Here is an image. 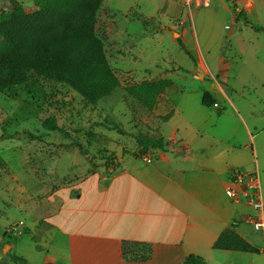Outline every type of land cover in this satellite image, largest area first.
<instances>
[{"label": "rangeland", "instance_id": "obj_1", "mask_svg": "<svg viewBox=\"0 0 264 264\" xmlns=\"http://www.w3.org/2000/svg\"><path fill=\"white\" fill-rule=\"evenodd\" d=\"M204 1L104 0L97 12L96 32L121 87L97 106L86 104L65 85L41 79L29 78L0 92V238L4 242L0 241V264H15L11 256L23 257L19 247L40 245L46 252L39 231L29 224L34 216L43 220L52 210L54 216L47 222L57 225L69 215L70 211L58 212L66 207L72 209L74 218L81 217L83 213L77 214L75 209H85L90 202L76 199L73 190L84 193L87 189L91 194V187L102 182L98 183L97 175L85 181L79 178L111 170L115 162L107 161L112 157H120L118 163H122L132 154L141 158L147 153L138 152L133 138L145 130L140 117L134 120L136 128L130 129L135 101L124 92L125 86L168 79L173 86L166 96H189L196 120L215 109L200 106L201 93L210 84L206 65L214 73L218 65L227 70L224 86L232 92L234 102L248 100L237 98L235 92H264V36L260 34L256 40L241 24L245 18L240 11L239 20H233L234 0H210L209 7ZM14 5L28 12L35 10L33 0H0V21L10 16ZM135 113L139 115V111ZM50 117L69 137L42 128L41 122ZM172 128L174 124L159 121L151 137L167 139ZM120 147L123 157L116 154ZM58 188L68 189L51 196ZM64 191L72 192L66 201ZM19 222L23 224L21 236L11 231ZM6 242L19 247L10 251Z\"/></svg>", "mask_w": 264, "mask_h": 264}, {"label": "crops", "instance_id": "obj_2", "mask_svg": "<svg viewBox=\"0 0 264 264\" xmlns=\"http://www.w3.org/2000/svg\"><path fill=\"white\" fill-rule=\"evenodd\" d=\"M234 2L233 20L238 21L237 14L242 11L245 20L241 24L256 40L258 35L264 36V31L255 32L252 28L264 29V0ZM205 73L210 84L201 95L208 93L214 101L213 111L196 120L189 96L180 95L181 92L178 98L166 96L173 84L163 91L151 111L135 101V110H128L132 114L130 129L136 128L134 120L138 117L145 129L138 134L148 137L157 122L174 124L167 139L159 136L168 142V147L149 148L141 158L132 154L122 163H118V157L111 170L94 171L79 178L85 181L97 175L98 183L102 182L91 187V194L87 189L84 193L73 190L76 199L90 202L85 209H75L83 217L74 218L72 209L66 207H60L58 212L63 215L70 211L69 215L57 225L47 222L54 216L52 210L43 220L34 216L29 224L39 231L44 247H48L45 253L40 245L23 248L6 242L7 248L16 251L19 247L17 251L30 264H182L188 255L199 256L207 264H264V92H235L237 98L248 100L234 102L232 92L224 86L227 70L218 65L214 73L206 65ZM148 156L150 162L146 160ZM232 170L257 175L263 206L260 215L246 202H233L225 195ZM60 189L68 188L54 189L51 196ZM71 194L64 191L63 199L66 201ZM257 216L262 220L261 229L254 225L257 220L251 222ZM231 226L258 253L213 249L219 235ZM124 241L150 245L149 259L123 260Z\"/></svg>", "mask_w": 264, "mask_h": 264}, {"label": "trees", "instance_id": "obj_3", "mask_svg": "<svg viewBox=\"0 0 264 264\" xmlns=\"http://www.w3.org/2000/svg\"><path fill=\"white\" fill-rule=\"evenodd\" d=\"M103 2L33 0L35 10L32 12L14 5L10 16L0 21V92L20 86L29 78L41 79L67 86L86 104L94 106L120 88V80L111 68L103 42L96 32L97 12ZM239 15H242V11ZM252 28L255 32L264 31L263 28ZM180 47L190 56L183 44L180 43ZM171 85L168 79L141 81L125 86L124 92L141 107L151 111L163 91ZM201 105H214L208 93L202 95ZM41 126L47 131L69 137L53 117L43 120ZM133 138L140 154H145L149 148L164 150L168 147V142L159 137L139 134L133 135ZM114 158L107 162H113ZM212 248L258 253L256 248L234 232L232 226L219 235ZM150 255L151 246L148 244L121 243V256L125 261L144 262ZM10 261L30 264L22 256H11ZM182 264L207 263L199 256L188 255Z\"/></svg>", "mask_w": 264, "mask_h": 264}, {"label": "built area", "instance_id": "obj_4", "mask_svg": "<svg viewBox=\"0 0 264 264\" xmlns=\"http://www.w3.org/2000/svg\"><path fill=\"white\" fill-rule=\"evenodd\" d=\"M210 0H205L204 5L209 6ZM147 162L151 161V157L146 158ZM225 195L233 202L244 201L249 204L256 213H261L262 202L260 198V186L258 177L255 173H245L240 170H232L229 173V183L225 189ZM254 222V225L257 229L262 228L261 217L257 216L254 219H251V222ZM22 226L21 222L16 223L11 231L16 235H22Z\"/></svg>", "mask_w": 264, "mask_h": 264}, {"label": "water", "instance_id": "obj_5", "mask_svg": "<svg viewBox=\"0 0 264 264\" xmlns=\"http://www.w3.org/2000/svg\"><path fill=\"white\" fill-rule=\"evenodd\" d=\"M116 154H117V157H118V156H121V154H122V149H121V147L119 148V151H118Z\"/></svg>", "mask_w": 264, "mask_h": 264}]
</instances>
